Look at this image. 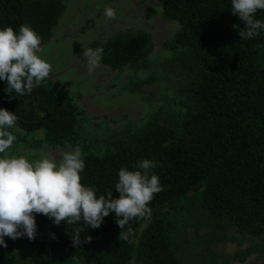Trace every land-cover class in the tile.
<instances>
[{
    "label": "trees",
    "instance_id": "trees-1",
    "mask_svg": "<svg viewBox=\"0 0 264 264\" xmlns=\"http://www.w3.org/2000/svg\"><path fill=\"white\" fill-rule=\"evenodd\" d=\"M157 1L178 23L169 45L184 52L181 118L85 151L68 180L38 175V197L0 216V264H219L191 249L190 225L264 234V0ZM61 9L0 0V117L50 145L78 142L77 107L12 55L45 41ZM86 47L111 68L138 66L151 38L136 30Z\"/></svg>",
    "mask_w": 264,
    "mask_h": 264
},
{
    "label": "rangeland",
    "instance_id": "rangeland-1",
    "mask_svg": "<svg viewBox=\"0 0 264 264\" xmlns=\"http://www.w3.org/2000/svg\"><path fill=\"white\" fill-rule=\"evenodd\" d=\"M59 1L62 9L49 37L31 51L12 56L65 90L77 107L80 137L76 143L50 145L40 129L27 132L0 117V216L15 202L30 204L38 197V175L68 180V170L85 151L101 154L114 141L127 142L147 123L179 120L184 112V52L169 45L178 23L162 14L157 0ZM136 30L151 38V48L138 66L111 68L87 50L91 40ZM186 233L192 250L211 251L219 264L264 262V234L247 239L231 226L218 232L196 225Z\"/></svg>",
    "mask_w": 264,
    "mask_h": 264
}]
</instances>
